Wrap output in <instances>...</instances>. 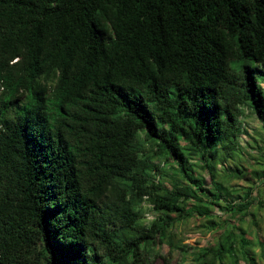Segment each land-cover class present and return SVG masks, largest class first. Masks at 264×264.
<instances>
[{"label":"trees","instance_id":"obj_1","mask_svg":"<svg viewBox=\"0 0 264 264\" xmlns=\"http://www.w3.org/2000/svg\"><path fill=\"white\" fill-rule=\"evenodd\" d=\"M263 83L264 0H0V264H148L182 220L250 215L217 167L246 176ZM209 251L264 264L237 224Z\"/></svg>","mask_w":264,"mask_h":264},{"label":"rangeland","instance_id":"obj_2","mask_svg":"<svg viewBox=\"0 0 264 264\" xmlns=\"http://www.w3.org/2000/svg\"><path fill=\"white\" fill-rule=\"evenodd\" d=\"M242 121L247 124L246 130L248 131V134H243L240 140L243 147L240 161L247 168L246 176L237 178L228 174V169L235 168L232 161L225 165H218L217 168L219 178L223 179L221 177L225 176L226 179H223L225 186L232 188V195L228 201L240 202L252 187L250 215L245 217L243 216L244 212H239V214L226 213L222 209L214 207L213 217L209 219L210 221L213 220L214 224L198 214L182 220L170 230L164 243L158 244L147 252L146 261L148 264H198L205 260H211L213 253L210 251L205 253L204 250L213 247L217 239L228 234L235 224L242 226L254 241L256 239L264 241V179H259L254 174L256 171L264 169V124L249 108H244ZM143 139L144 134L142 133L141 141ZM150 147L148 145L147 149ZM153 161L163 170V176H158L157 172L153 174L156 182L172 186L174 171L169 167L171 164L160 158H154ZM198 173L205 178L206 186L212 187L209 171L198 170ZM193 204L194 202L191 201L187 208ZM223 204L228 205L227 203ZM142 207L145 224L149 225L158 217L159 213L154 210L153 205L149 202L143 203ZM252 214L256 217L257 226L252 221ZM230 264H233V260H230ZM239 264H246V261L240 258Z\"/></svg>","mask_w":264,"mask_h":264}]
</instances>
